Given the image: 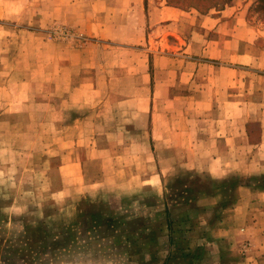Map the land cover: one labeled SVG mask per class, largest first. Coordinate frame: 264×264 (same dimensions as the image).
<instances>
[{
    "label": "rangeland",
    "instance_id": "obj_1",
    "mask_svg": "<svg viewBox=\"0 0 264 264\" xmlns=\"http://www.w3.org/2000/svg\"><path fill=\"white\" fill-rule=\"evenodd\" d=\"M54 1L0 0V264L227 263L214 242L248 239L238 189L264 185L262 152L254 147V164L229 169L223 191L212 176L218 165L209 164L218 148L203 147L202 130L190 133L191 148L169 142L167 129L181 123L158 115L155 138L148 103L121 100L137 90L133 84H107V98L95 100L80 81L89 55L101 60L103 38L54 19L55 5L65 11ZM229 6L225 25L201 23ZM181 8L205 29L203 38L189 36L193 42L208 45L222 27L237 29L240 47L247 30L264 44V0H231L207 13ZM216 53L207 50L211 65L222 61ZM110 55L115 68L122 54ZM60 77L79 84L71 105L55 99ZM208 118L201 129L215 127ZM249 124L256 129L260 120ZM250 136L251 143L262 140L258 129ZM253 196L248 202L261 223L264 196Z\"/></svg>",
    "mask_w": 264,
    "mask_h": 264
},
{
    "label": "crops",
    "instance_id": "obj_2",
    "mask_svg": "<svg viewBox=\"0 0 264 264\" xmlns=\"http://www.w3.org/2000/svg\"><path fill=\"white\" fill-rule=\"evenodd\" d=\"M60 2L65 4V11L59 14L58 5H55L54 19L87 35L103 38L99 44L102 48L101 60L94 63V56L89 55L86 59L89 65H85L87 77L80 81V86L92 87L96 93L95 100L107 98L104 94L108 90L107 84L115 81L120 85L133 84V89L137 90L121 100L133 98L148 103L155 138H158L156 133L159 131L158 115L166 119L175 117L174 121L181 123L178 126L173 123L167 129L169 142L176 139L182 146L191 148L190 133L202 130L203 147L218 148L215 154L210 155L209 164L218 165L217 173L212 176L220 181L223 191L228 189L225 182L233 178L229 169L231 171V168L243 163L254 164L255 159H251L254 147L262 152L261 173H264V44L257 46L253 33L247 30L245 36L240 37L241 41L246 40L240 47L236 28L225 31L220 27L217 38H212L207 45L203 40L201 43L199 39L191 41L189 36L192 33H198V36L202 33L203 38L205 29L192 26L196 21L191 22L190 13L168 0ZM54 4H58V0ZM233 8L222 9L217 18H206L208 15L205 14L201 23L214 22L223 26L226 20L229 21L227 16ZM115 49L122 56L118 58L117 67L110 68L111 50ZM207 50L218 51L219 54L214 56L222 61L211 65V61L206 59ZM70 75L73 76L72 73ZM61 78L57 80L55 99L71 105L79 84L75 87L72 78ZM159 105L165 109L161 108L159 112ZM254 106L259 108L254 111ZM189 117L191 121L196 118L197 121L183 123ZM207 117H213L215 122V127L209 131L206 127L201 129L205 125L203 118ZM254 119L260 120V127L256 129L249 124ZM257 129L262 133V140L254 144L250 141V133ZM192 137L197 138L193 133ZM172 147L179 145L172 144ZM232 186V189L237 187L230 184L229 188ZM238 191L245 203V207L239 206L238 210L245 212V237L248 239H216L214 243L220 241L219 258L227 262L224 264H264V221L259 223L255 219L257 207L254 202H248L250 195L253 198V194L259 195V191L264 196V185L257 189L245 184L239 186ZM244 243H250L251 247L242 250L240 245Z\"/></svg>",
    "mask_w": 264,
    "mask_h": 264
},
{
    "label": "trees",
    "instance_id": "obj_3",
    "mask_svg": "<svg viewBox=\"0 0 264 264\" xmlns=\"http://www.w3.org/2000/svg\"><path fill=\"white\" fill-rule=\"evenodd\" d=\"M231 0H169L179 7L195 8L202 13H207L213 8H220Z\"/></svg>",
    "mask_w": 264,
    "mask_h": 264
}]
</instances>
